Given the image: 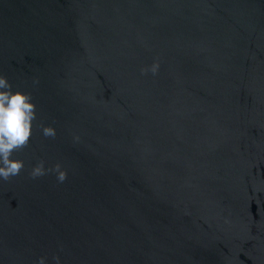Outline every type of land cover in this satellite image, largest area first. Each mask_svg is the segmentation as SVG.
I'll use <instances>...</instances> for the list:
<instances>
[{
    "label": "water",
    "instance_id": "water-1",
    "mask_svg": "<svg viewBox=\"0 0 264 264\" xmlns=\"http://www.w3.org/2000/svg\"><path fill=\"white\" fill-rule=\"evenodd\" d=\"M0 75L38 114L0 264H264V0H0Z\"/></svg>",
    "mask_w": 264,
    "mask_h": 264
},
{
    "label": "clouds",
    "instance_id": "clouds-1",
    "mask_svg": "<svg viewBox=\"0 0 264 264\" xmlns=\"http://www.w3.org/2000/svg\"><path fill=\"white\" fill-rule=\"evenodd\" d=\"M143 74L149 71L153 75L159 72V63L155 62L150 68L145 67ZM38 84V80L33 81ZM12 84L7 76L0 75V180L11 181L19 176L25 168L20 159H13L15 152L23 151L29 147L33 134L34 124L37 121V105L33 102L31 93L12 91ZM46 138L54 139L56 130L51 126H41ZM78 141L79 137H75ZM49 173H55L57 183H63L68 179V170L61 163L54 167L45 168V162L41 160L30 172L31 179L41 178ZM59 264V256L54 257ZM38 264H46V258L41 257Z\"/></svg>",
    "mask_w": 264,
    "mask_h": 264
}]
</instances>
